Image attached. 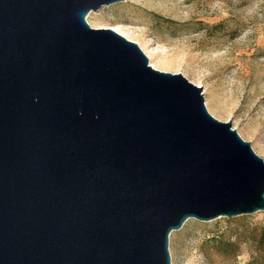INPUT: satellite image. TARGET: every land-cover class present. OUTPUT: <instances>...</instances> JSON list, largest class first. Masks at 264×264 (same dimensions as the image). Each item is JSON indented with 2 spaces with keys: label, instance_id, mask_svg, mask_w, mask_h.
<instances>
[{
  "label": "water",
  "instance_id": "water-1",
  "mask_svg": "<svg viewBox=\"0 0 264 264\" xmlns=\"http://www.w3.org/2000/svg\"><path fill=\"white\" fill-rule=\"evenodd\" d=\"M121 0H0V264H170L189 217L264 210V159L85 15Z\"/></svg>",
  "mask_w": 264,
  "mask_h": 264
},
{
  "label": "rangeland",
  "instance_id": "rangeland-1",
  "mask_svg": "<svg viewBox=\"0 0 264 264\" xmlns=\"http://www.w3.org/2000/svg\"><path fill=\"white\" fill-rule=\"evenodd\" d=\"M121 26L158 69L202 86L205 106L264 159V0H121L85 15ZM264 210L187 218L169 234L170 264H264Z\"/></svg>",
  "mask_w": 264,
  "mask_h": 264
},
{
  "label": "bare ground",
  "instance_id": "bare-ground-1",
  "mask_svg": "<svg viewBox=\"0 0 264 264\" xmlns=\"http://www.w3.org/2000/svg\"><path fill=\"white\" fill-rule=\"evenodd\" d=\"M91 11H94V10H91ZM104 28H111L115 32H117V33L123 35L124 37H126L127 39H130V40L136 42L138 44V46L142 49V51L144 52V54L146 55V57L148 58L149 63L154 68H157L158 69V63H157V61H154L153 60V55H154L153 54V51L150 50V49H147L146 46H143L141 43H139L138 41L134 40L123 27H121V26H106ZM197 85H199V84H197ZM201 88H202V86H201Z\"/></svg>",
  "mask_w": 264,
  "mask_h": 264
},
{
  "label": "trees",
  "instance_id": "trees-1",
  "mask_svg": "<svg viewBox=\"0 0 264 264\" xmlns=\"http://www.w3.org/2000/svg\"><path fill=\"white\" fill-rule=\"evenodd\" d=\"M259 245L261 246V248L264 251V227L262 228V231L259 235V239H258Z\"/></svg>",
  "mask_w": 264,
  "mask_h": 264
}]
</instances>
